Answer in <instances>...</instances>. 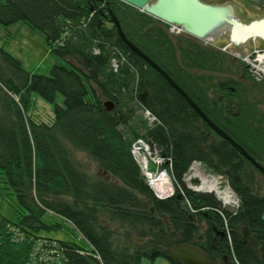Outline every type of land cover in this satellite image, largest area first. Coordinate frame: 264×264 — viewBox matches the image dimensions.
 Here are the masks:
<instances>
[{
  "label": "trees",
  "instance_id": "16d2710c",
  "mask_svg": "<svg viewBox=\"0 0 264 264\" xmlns=\"http://www.w3.org/2000/svg\"><path fill=\"white\" fill-rule=\"evenodd\" d=\"M79 2L0 0V26L24 21L69 63H53L41 73L0 46V264H47L37 247L41 240L54 243L60 264H141L144 256H165L160 244H170L176 232L179 241L200 245L219 264H227L224 251L239 264H264V195L243 176L248 165L257 168L129 49L113 24L90 14L96 1ZM104 7H111L126 35L264 164L259 151L264 116L256 103L245 96L235 114L232 98L239 87L221 100L208 94L210 71L224 65V55L183 35L171 38L163 22L122 0H106ZM114 46L128 57L116 72L109 65ZM144 89V105L159 122L141 134L142 123L126 116L134 114L128 103ZM36 95L50 110L40 108ZM105 100L115 107L107 109ZM138 135L170 159L174 194L159 198L147 183L130 151ZM195 159L225 175L239 199L236 208L222 205L212 191L187 186L184 174ZM214 226L225 230L223 249L212 245ZM136 235L147 239L139 242Z\"/></svg>",
  "mask_w": 264,
  "mask_h": 264
},
{
  "label": "water",
  "instance_id": "95a60500",
  "mask_svg": "<svg viewBox=\"0 0 264 264\" xmlns=\"http://www.w3.org/2000/svg\"><path fill=\"white\" fill-rule=\"evenodd\" d=\"M122 1L131 4L132 6L162 22L178 25L183 30V33L196 38H215L219 36L226 38L236 45H244L249 39H260L264 41V15L244 20L237 15L233 5L230 3L210 2L206 0ZM248 1L257 6L264 4V0ZM77 3L80 4L79 0H77ZM95 7L99 15L115 26L117 34L129 49L161 73L181 94V96L185 98V100L198 113L204 122H206L220 137L227 140L231 145L237 148L251 164L264 174V164L259 162L258 159L249 153L240 142H238L231 134L217 124L157 61L143 51L126 35L120 24L118 16L111 7H105L104 10L96 3L91 4L89 9L93 10ZM146 95V89L139 92V97L142 102H146ZM134 102L135 100L132 99L128 103L129 106H132ZM102 103L107 109L115 107V103L112 100H105ZM131 115L132 113L129 112L126 117ZM120 117L124 118L122 114H120ZM211 169L213 172H217L215 168ZM214 228L216 227L214 226ZM221 233L224 234V231L221 230ZM160 247L166 253L165 256L168 259L177 261L180 264H219L200 245L188 241H179V235L177 232L170 244H160ZM227 264H235L229 255H227Z\"/></svg>",
  "mask_w": 264,
  "mask_h": 264
},
{
  "label": "rangeland",
  "instance_id": "374dc122",
  "mask_svg": "<svg viewBox=\"0 0 264 264\" xmlns=\"http://www.w3.org/2000/svg\"><path fill=\"white\" fill-rule=\"evenodd\" d=\"M206 1L230 3L233 5L237 15H239L244 20H249L253 17L264 15V4L261 6H257L254 3L249 2L248 0H206ZM107 24H111V22H107ZM20 26H21L20 28L21 30L18 31V28ZM166 26L168 25H164V27ZM16 27L17 29L13 32L12 36L5 34L6 32L5 30H2L0 32V45L5 49H7L8 51H10L11 53H13L14 55H16L18 58L19 57L22 58V63L27 69L41 73H48L49 68L53 63L58 62V63H66L69 65L67 61L57 56L55 53L51 52L48 49V46L44 41L43 35L39 33L37 29H35L34 27L30 26L29 24L25 23L22 20L16 22ZM11 28H15V26H11ZM170 37L174 38L175 36L171 35ZM219 40L224 41L223 39H221V37H219ZM197 41L201 42L199 39ZM255 42L258 46L264 47L263 41L256 39ZM247 43L250 44L253 43V41L249 39ZM221 52L224 54V59H225L223 60L224 65L221 66L220 69H211L210 73H212V75H211V80L209 81V83L210 82L211 83L208 88V94L216 98L215 86L218 83V81L223 78H231L232 82H229V84L239 87V92H237L236 97L232 98L233 100L232 105L233 106L238 105L239 101L240 100L243 101V98H245L246 96L250 100L249 103L250 102L256 103V106L258 108L257 111L258 115L262 114L264 116V83H260L256 81L251 74L246 75L245 77H241L240 67L238 66V64L242 63V61L239 60L238 58H233L231 55L225 53L224 51ZM37 101H38V105L40 106V108H42L44 112L49 110V107L51 105L48 102H46L41 97H38ZM247 105L248 104L245 105L244 110H246V107L248 108ZM134 114H135V118H130L131 119L130 122L134 123V121L135 122L137 121L138 125H141L142 123L143 126L141 125L142 126L141 128L138 127V130L140 133L143 134L149 128V123H147V119L143 116V109L139 107V104L134 106ZM257 117L259 118L260 116ZM144 126L147 128H145ZM242 138L244 139V141H246L249 144H255L248 135H244L242 136ZM256 148L259 149V147ZM259 151L264 159L263 148L259 149ZM77 154L78 157L82 160V162H84L85 165H87L89 169L96 170L95 163L90 161L85 153L78 151ZM191 164L189 165L187 172L184 174L185 177L184 181L186 184L189 183V181L186 179V176L194 172L193 169L190 167ZM208 170L209 168L202 162V164H200V166L197 168L196 173L201 175L207 174ZM249 172L250 173L246 171V174L248 178L252 174L251 175L253 176L252 184L254 189L261 195H264V175L255 168H250ZM191 181L192 184L199 185L201 178L198 176L192 177ZM222 183L223 182H221L220 184ZM57 235H59V233ZM134 237L139 242H145L147 239V238L144 239V237H140L137 235ZM149 263L173 264V262L164 255H156L151 260L145 256L141 258V264H149Z\"/></svg>",
  "mask_w": 264,
  "mask_h": 264
},
{
  "label": "built area",
  "instance_id": "2783aa9c",
  "mask_svg": "<svg viewBox=\"0 0 264 264\" xmlns=\"http://www.w3.org/2000/svg\"><path fill=\"white\" fill-rule=\"evenodd\" d=\"M170 30L173 32L181 31V28L175 24L170 25ZM206 43H209L218 49L228 53L234 58H238L246 64L251 74L256 80L264 82V47L253 45L248 49H241L231 42L216 43L214 38H206ZM123 63H128L127 55L117 46L113 47V53L110 59V68L112 71H118ZM143 115L147 119L149 126H153L156 122H159L156 115L152 113L149 108H143ZM130 151L138 160V164L141 169V173L145 177L146 181L152 187L154 194L159 198H164L172 195L176 189V181L170 170L171 162L162 151L161 147L154 141L148 139L145 136H138L131 142ZM200 161L194 160L191 164L193 173L185 175L189 184L192 185V177H200V185L205 187L215 180L217 181V189H215L217 197L220 199L222 205L229 206L230 208H236L239 205V199L234 191L229 187L227 181H224L222 174H213L208 171L207 174L196 173L197 168L200 166ZM185 178V177H184ZM223 182L222 184H220ZM196 186V185H192ZM191 211V207L188 200H186ZM226 231L227 227H226ZM44 252V260L47 264H60L61 258L57 248L47 240H41L39 246ZM236 264H239L234 259Z\"/></svg>",
  "mask_w": 264,
  "mask_h": 264
},
{
  "label": "flooded vegetation",
  "instance_id": "af4514ba",
  "mask_svg": "<svg viewBox=\"0 0 264 264\" xmlns=\"http://www.w3.org/2000/svg\"><path fill=\"white\" fill-rule=\"evenodd\" d=\"M104 5L105 4H101V7H104ZM104 9V8H103ZM105 10V9H104ZM183 35V34H182ZM184 37H187V38H191L192 40H194L195 42H198V43H200L199 41H197L196 40V38H193V37H191V36H189V35H183ZM202 44V43H201ZM238 66L240 67V72H241V77H245L246 75H250V73L248 72V69H247V67L245 66V64H242V63H239L238 64ZM220 82V81H219ZM218 82V83H219ZM236 86L235 85H232V84H229V82H221V83H219L218 85H216L215 86V90H216V95H217V99L218 100H221V99H224L222 96L223 95H227V96H231L233 93H235L236 92ZM214 104L216 105V104H218V102L217 101H214ZM236 106H237V108H236ZM123 111H124V109H123ZM231 111L233 112V113H238L239 112V105H235V106H233V108H231ZM250 168H254L253 166H251V165H248L247 166V171H248V173H250L249 172V169ZM252 175V174H251ZM250 175V178H251V180H252V182H253V176H251ZM243 176H245V179L246 180H248V177H247V174H246V172H244L243 173ZM221 230L222 231H224L223 230V228L221 227V226H218V227H216V234H215V237H214V241L212 242V245H213V247L214 248H216V247H219V248H222L223 249V245H224V243H225V241H224V234H222L221 233ZM179 235V234H178ZM211 243V242H210ZM223 258H224V260L227 262V252L226 251H224V254H223Z\"/></svg>",
  "mask_w": 264,
  "mask_h": 264
},
{
  "label": "crops",
  "instance_id": "0c3cea01",
  "mask_svg": "<svg viewBox=\"0 0 264 264\" xmlns=\"http://www.w3.org/2000/svg\"><path fill=\"white\" fill-rule=\"evenodd\" d=\"M11 26H15V28H11ZM8 27V28H7ZM21 26L18 28V31H20L21 29ZM17 29V27H16V22L15 23H13V24H10V25H7V26H0V32L2 31V30H5L6 32H5V34H7V35H13V32L15 31ZM10 36V37H11ZM45 41V40H44ZM23 43H26V42H23ZM46 43V42H45ZM14 45V44H13ZM1 46V45H0ZM222 55H224L223 53H221ZM20 58V57H19ZM21 59V61H22V58H20ZM43 107H44V105H43ZM49 110H50V107H49ZM129 118H135V114H133V116H131V117H129ZM135 122V121H134ZM135 124L136 125H138V122L136 121L135 122ZM142 127V126H141ZM141 127H139V128H141Z\"/></svg>",
  "mask_w": 264,
  "mask_h": 264
},
{
  "label": "bare ground",
  "instance_id": "6f19581e",
  "mask_svg": "<svg viewBox=\"0 0 264 264\" xmlns=\"http://www.w3.org/2000/svg\"><path fill=\"white\" fill-rule=\"evenodd\" d=\"M132 155H133V154H132ZM133 156H134V155H133ZM134 158H135L136 161H138V160L136 159L135 156H134ZM137 163H138V162H137ZM138 165H139V164H138ZM216 184H217V181L215 180V184H214V182H211V183H209L206 187H205V185H203V184L200 185V186H194V187H196V188H201V189H212V190H213L214 188L217 189V185H216ZM149 185H150V184H149ZM150 187H151V186H150ZM151 188H152V187H151ZM173 194H174V193H173ZM231 259L234 261L235 258H232V257H231Z\"/></svg>",
  "mask_w": 264,
  "mask_h": 264
}]
</instances>
